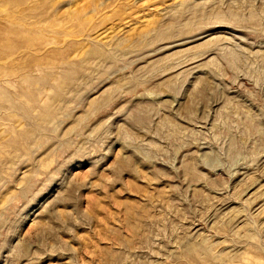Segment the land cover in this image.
Instances as JSON below:
<instances>
[{
    "label": "rangeland",
    "instance_id": "obj_1",
    "mask_svg": "<svg viewBox=\"0 0 264 264\" xmlns=\"http://www.w3.org/2000/svg\"><path fill=\"white\" fill-rule=\"evenodd\" d=\"M0 264H264V0H0Z\"/></svg>",
    "mask_w": 264,
    "mask_h": 264
},
{
    "label": "bare ground",
    "instance_id": "obj_2",
    "mask_svg": "<svg viewBox=\"0 0 264 264\" xmlns=\"http://www.w3.org/2000/svg\"><path fill=\"white\" fill-rule=\"evenodd\" d=\"M234 56V55H233ZM233 58V57H232ZM233 62L235 63V60H234V58H233Z\"/></svg>",
    "mask_w": 264,
    "mask_h": 264
}]
</instances>
